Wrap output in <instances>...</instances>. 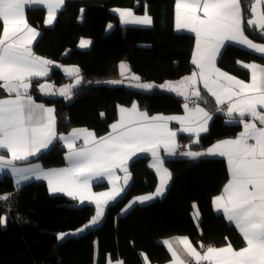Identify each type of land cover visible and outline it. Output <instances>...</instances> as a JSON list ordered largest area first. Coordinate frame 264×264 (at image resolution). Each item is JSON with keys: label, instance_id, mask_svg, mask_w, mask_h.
I'll use <instances>...</instances> for the list:
<instances>
[{"label": "trees", "instance_id": "obj_1", "mask_svg": "<svg viewBox=\"0 0 264 264\" xmlns=\"http://www.w3.org/2000/svg\"><path fill=\"white\" fill-rule=\"evenodd\" d=\"M241 3L249 16L252 0ZM146 5L154 19L152 28L121 26L113 12L116 8H127L143 14ZM174 14L175 0H69L55 26L46 28L44 9L29 12L28 21L40 30L35 53L51 61L81 67L85 81L92 82L91 86L79 88L69 103L36 95L38 100L55 105L60 134L87 129L98 137L104 136L118 119V108L131 107L133 103L151 115L183 111L184 102L159 89L146 96L124 87L100 86L120 78L122 62L151 84L161 85L190 75L194 71L191 60L195 38L175 33ZM249 36L264 41L253 32ZM85 39L92 43L88 50L79 46ZM238 61L264 62L242 48L228 46L219 67L247 80L248 72L238 67ZM50 80L64 83L57 71H53ZM203 95L202 104L215 113L211 128L199 137V143L193 142L194 137L180 135L181 148L189 145L192 151H206L214 143L234 138L242 131L241 125H229L226 112ZM3 96L5 92L0 89V97ZM64 153L58 142L39 159L46 167H59L65 164ZM147 163L148 159H141L133 164L135 180L126 197L109 209L101 226L79 239L73 233L92 219L96 213L94 206H77L65 195L51 194L46 184L31 183L17 188L11 177L0 180V196L8 197L0 199V217L6 218L0 223V264H95L97 255L99 264H106L107 256L125 264H144V255L152 263L162 264L170 256L160 241L178 236L189 237L197 246L245 245L236 228L213 207L214 197L222 193L229 179L227 164L221 159L165 158L172 176L166 196L145 205L137 204L122 215L130 200L152 194L157 188L158 176ZM104 186L98 184L96 189ZM60 234L68 235L58 239Z\"/></svg>", "mask_w": 264, "mask_h": 264}, {"label": "snow or ice", "instance_id": "obj_2", "mask_svg": "<svg viewBox=\"0 0 264 264\" xmlns=\"http://www.w3.org/2000/svg\"><path fill=\"white\" fill-rule=\"evenodd\" d=\"M65 0H0V89L7 93L0 97V171L10 169L21 180H28L31 173L37 179L48 181L52 192H65L81 203L86 200L95 204L96 214L85 228L96 225L104 215V207L115 200L124 188L118 183L117 170L122 171L123 185H127L130 173L128 161L138 153H150L154 159L152 167L159 174V187L151 195L139 196L135 202L144 203L162 195L171 173L164 167L160 155L163 149L168 156L177 155V131L169 127L170 121H177L180 132L196 137L199 143L201 132L207 131L210 114L195 103L189 108L188 101L195 97L204 100L199 85L215 99L217 105H226V115L230 121L242 126V131L233 139L218 142L206 152L184 151L180 155L199 157L219 155L226 157L230 179L222 194L214 197L217 211L233 223L242 235L246 246L236 250L231 244L225 247L199 245L203 254L193 247L188 238L180 243L195 264H264V66L255 63L243 64L250 69V82H245L217 67V57L226 43H236L250 50L264 54V44L254 43L245 35V24L257 27L264 37V0H254L251 7L253 18L243 16L241 0H175V28L187 30L195 35L194 52L191 63L195 70L181 81L160 85L175 92L186 101L185 116H149L139 110L135 103L131 108H120V119L113 123L111 131L99 138L87 129H73L68 135L58 138L67 146L68 166L44 171L39 166L16 167L17 161H27L46 149L55 131V110L38 104L30 94L33 78L47 77L54 62L36 55L32 50L33 41L39 35L36 28L29 25L26 8L44 5L47 8V24L55 20L56 11ZM83 11V10H81ZM123 24L150 25L151 16H136L131 9H116ZM111 25H109V28ZM90 41L81 40L80 47H87ZM238 63H240L238 61ZM126 65L121 63V75ZM75 75V83L81 82L79 69L68 72ZM131 79L139 81L138 76ZM119 84L122 80L109 81ZM72 85L59 90L58 94L70 99ZM136 87L150 90L157 85L137 83ZM51 86L40 84L39 90L45 95L56 94ZM206 102V101H205ZM224 111V108H220ZM194 120L200 121L193 126ZM83 139L84 146L76 148L77 140ZM39 169V170H37ZM109 178L111 191L92 192V181ZM7 200V196H0ZM131 206V205H129ZM0 217V223L5 222ZM80 229L79 231H83ZM65 235L60 234L58 239ZM172 254L174 264H185L169 242H165ZM146 259V257H145ZM122 264V262H120Z\"/></svg>", "mask_w": 264, "mask_h": 264}, {"label": "crops", "instance_id": "obj_3", "mask_svg": "<svg viewBox=\"0 0 264 264\" xmlns=\"http://www.w3.org/2000/svg\"><path fill=\"white\" fill-rule=\"evenodd\" d=\"M68 1H69V0H65L63 6L59 7V9L56 11L55 20L53 21L52 24H47V23H46V19H47V15H48V12H47V8H46V6H44V5H39V4H37V5H32V6H29V7L26 8V17H27V21H28V14H29V12H30L31 10H34V9H44L45 12H46L45 20H44V26H45L46 28H53V27L55 26V24H56V21H57V18H58L59 13L65 8L66 3H67ZM253 4H254V0H252L251 7L253 6ZM241 6H242V3H241ZM261 7L264 8V5H261ZM116 9H127V8H116ZM116 9H113V12L119 17L118 12L115 11ZM131 10L133 11V13H134L136 16H144L145 14L151 16V15L149 14V11H148L149 8H148L147 5L145 6V12H144L143 14H137L133 9H131ZM242 10H243V16H244V18H245V21H247V19H251V18H253L252 13H251V10H250V15H249V16L246 15V13H245V11H244V9H243V6H242ZM151 18H152V23H151L150 25L131 24V23H129V24H123V23L121 22L120 17H119V20H120V25H121V26H124V27L151 28V27L154 26V19H153L152 16H151ZM28 23H29V25H31L32 27L36 28L37 32L39 33V35L36 37V39L33 41V44H32V49L34 50L35 44H36V42H37V40H38V38H39V36H40V30H39L37 27L33 26L29 21H28ZM110 29L113 30V29H114V26L111 25ZM174 31H175V33H177V34H188V35H191V36H193V37L195 38V35H194L193 33L188 32L187 30H177V29L175 28V19H174ZM251 32H253V33H254L255 35H257L258 37H261L262 39H264V37H262V36L260 35V32L258 31V26H257V27H248L247 24H245V35H248V36H249V33H251ZM249 38L252 39L254 43L264 44V41H263V42L255 41L251 36H249ZM85 40H87V39H85ZM87 41H90V40H87ZM91 45H92V43H91V41H90V44H89L87 47H80V48L83 49V50H88V49H90ZM79 46H80V45H79ZM228 46H235V47H238V48H242V49H244L245 51H247V52H249V53H251V54H253V55H256V56H258V57H260V58H262V59L264 60V54L258 53V52L254 51V50H250V49H248V48H246V47H244V46H242V45H239V44H236V43H231V42H229V43H226L225 46H224L223 48H221V50H220V54H219V56L217 57V67H219V61H220V59H221V57H222V55H223L225 49H226ZM193 52H194V51H193ZM69 53H70V51L67 52V54H69ZM239 62H240V63H237L238 67H239L240 69H242V70L248 72L249 78H248L247 80H245V79H241V78H239V77H237V76H235V75H233V74H231V73H229V72H227V71L221 69L220 67H219V68H220L221 70H223V71L229 73L230 75H233V76L237 77V78L240 79V80H243V81H245V82H250V79H251V72H250V69H247V68L243 67V64L255 63V64H258V65H262V66H264V62H263V63H257V62H245V61H239ZM192 66H193V70H195V66H194L193 64H192ZM52 75H53V70H52V68L50 67V71H49V74H48L47 77L33 78V79L31 80V82H32V90H31L30 94H31V96L33 97V99L36 101V103H38V104H43V105H45L46 107H51V108H53V109L55 110V112H54L55 119H56L55 131H56V136H57V138L53 139L52 142L48 145V147H47L46 149H42L41 152L38 153L36 156H34V157H30L29 160H27V161H17V162H16V167L27 168V167H30V166H39V169H43L44 171H48V170H50V169H60V168H65V167L68 166V160H67L68 149H67V146H66V144L64 143V141L60 140L58 137H59L60 135H68V134H70L71 132L68 133V134H60L59 129H58V126H59V118H58V116H57V109H56L55 105L47 104V103H45L44 101L38 100V99L36 98V95H40V94L38 93V90H37V85H39L41 82H43V81H45V80H47V79H50ZM0 83H2V82H0ZM200 89L202 90V95L205 94L208 98L212 99V100L215 102V99H214L213 97H211V95H210L209 93H207V91H206L205 89H203L202 84H200ZM6 96H7V94L5 93V96H3V97H6ZM40 96H41V95H40ZM203 96H204V95H203ZM41 97H43V96H41ZM43 98H44V97H43ZM45 99H46V98H45ZM215 104H216V103H215ZM216 105H217V104H216ZM199 106L202 107V108H204L205 111H207V112L210 114V116H211V119L208 120V122H207V131H206V132H201L200 135H199V137H200V136H202V135L208 133V131L210 130L211 125H212L213 120H214V117H215V113L210 112V110H209L204 104H200ZM217 106H218L219 109H220V108H224V109H225L224 111L226 112V105H224V106L217 105ZM121 107H124V106H120V107L118 108V119H117L114 123L118 122L119 119H120V108H121ZM124 108H131V107H124ZM139 110H140V109H139ZM140 111H143V110H140ZM143 112H147V111H143ZM147 113H148V112H147ZM148 115H149V116L162 115V116H166V117H167V116H185V115H187V113L185 112V109L183 108V111H182L181 113H178V114H173V115H167V114H154V115H151V114L148 113ZM199 123H200V121H198V120H194L193 126H198ZM228 124H229V125H240L239 123H237V122H233V121H230V120H229ZM111 125H112V124H111ZM169 127H170L173 131H177V144L179 145V147H178L179 151H178V152H184V151H189V150H191V148H190L189 145H186L185 147L182 146V148H181V145H180V142H179V136H180V135H187V136H190V137H194L195 139H196V137H195L194 135H192V134H189V133L180 132V131H179V128L181 127V125H180L177 121H170V122H169ZM88 131H90V130H88ZM110 131H111V127H110ZM110 131H109V132H110ZM90 132H93V131H90ZM94 133H95V132H94ZM95 135H96V133H95ZM96 137L99 138L97 135H96ZM234 138H235V137H234ZM227 139H233V138H227ZM227 139H223V140H227ZM223 140H220V141H223ZM220 141H218V142H220ZM58 142H61L62 146H63L64 149H65V153H64L65 164H64L63 166H59V167H50V168H49V167H46V166L44 165V163L39 159V157L42 156L43 154L49 152V151H50V150L56 145V143H58ZM218 142L214 143V144L211 145L210 147L214 146V145L217 144ZM83 146H84V141H83V139H80V140H77V141H76V144H75V147H76V148H80V147H83ZM210 147H208V148H210ZM208 148H207V149H208ZM191 151H192V150H191ZM178 152H177V155L172 156V157H176V156H178ZM194 152H197V151H194ZM4 154H5L4 152H0V155H4ZM138 154H139V153H138ZM182 157H184V158H185V157H187V158H193V157H188V156H184V155H182ZM182 157H181V158H182ZM132 158H133V157H132ZM206 158H210V159H221V160H224V161L226 162V164H227V159H226V157H221V156H219V155H206ZM163 159H164V167L167 168V167L165 166V158H163ZM195 159L199 160L198 157H195ZM128 162H129V161H128ZM153 162H154V159H148L147 166H148V168H149L150 170L154 171V172L157 174V176H158V185H157V187H159V183H160V181H159V175H158L156 169H154V168L152 167ZM39 169H37V170H39ZM167 169H168V168H167ZM227 169H228V164H227ZM168 171H169V169H168ZM169 172H170V171H169ZM28 175L30 176V179H28V180H21V181H20V184L18 185L17 182H16L17 179H18V177H17L16 175H14V174L11 172L10 169H5V170H3V171H0V180L5 179L6 177H11L12 180H13V182H14V184H15V186H16L17 188H19V187H21V186H24V185H27V184H31V183H39V184H46L47 187H48V189H49V185H48V181H47V180H45V179H43V178H41V179H37L36 176H35V175H32L31 173H29ZM116 175L120 177V180L118 181V183H119L120 185L123 186L122 181H123V175H124V173H123L122 171H120V170H117ZM228 175H229V179H230L229 169H228ZM229 179H228V181H229ZM228 181H227V182H228ZM171 182H172V176H171V179L167 182V185H166V187H165V190H164L163 194H162V195H159V196H154L153 199L144 202V204H146V203H150V202H153V201H155V200L160 199L162 196H165L166 193L168 192L169 188H170ZM98 184H104L105 186H104V188L98 190V189H96V185H98ZM111 189H112V183L110 182L109 178H107V177H105V178H101V179H99V180L94 179V180L92 181V192H94V193L107 192V191H111ZM156 189H157V188H156ZM49 191H50V189H49ZM155 191H156V190H155ZM50 193H51V194H54V195H56V194H62V195H65V196H67L70 200L74 201V202L76 203L77 206L90 205V206H94V207H95V204H94L93 202L86 200L84 203H81V202L79 201V199H74L72 196L67 195L65 192H52V191H50ZM152 194H153V193H152ZM221 194H222V193H221ZM149 195H151V194H149ZM219 195H220V194H219ZM142 196H146V195H142ZM138 197H139V196H138ZM136 198H137V197H136ZM137 203H138V204H142V203H140V202H138V201H137ZM213 207H214V210L216 211V213H217V214H221V215L225 218L226 222H227L230 226H233L234 228H236L235 225H234L233 223L229 222V221L226 219V217L222 214V212H219V211L216 210L214 203H213ZM95 208H96V207H95ZM195 218H196V221L198 222V221H199V216H198V214L196 215ZM236 230L238 231L237 228H236ZM238 233H239V231H238ZM239 234H240V233H239ZM240 236L242 237L241 234H240ZM185 237H186V236H178V237H174V238H167V239H164V240L160 241V243L163 244V246L166 248V250L168 251L169 256H170V259H169L168 261L162 263V264H174L172 254H171V252L169 251V248H168V246H167V244H166L165 242H169V243L171 244L172 249L175 250V252L177 253V255H178L181 259H183V260L185 261V264H189L190 262L194 261L190 256L187 255V253H186V251H185V249H184V246L179 242L181 238H185ZM186 238L189 239V237H186ZM242 239H243V238H242ZM189 240H190V239H189ZM190 242H191L192 246H193V247H196L197 250L199 251V248H200V247H199V244H198V246H197L193 241L190 240ZM244 242H245V241H244ZM211 246H212V245H211ZM244 246H246V242H245V245H244ZM244 246H243V247H244ZM215 247H217V246H215ZM223 247H225V246H223ZM232 247H233L234 249H236V250H239V249H240V248H235L234 246H232ZM241 248H242V247H241ZM201 254H203V253H201ZM145 257H146V259H145ZM98 258H99V255H97V259H96L97 261H96L95 264H99ZM120 262H122V264H125L123 261H120V260L113 261V260L111 259V256H107V258H106V264H120ZM144 264H156V263H152L151 261H149V259L147 258V256L144 255Z\"/></svg>", "mask_w": 264, "mask_h": 264}, {"label": "water", "instance_id": "obj_4", "mask_svg": "<svg viewBox=\"0 0 264 264\" xmlns=\"http://www.w3.org/2000/svg\"><path fill=\"white\" fill-rule=\"evenodd\" d=\"M33 52L35 53L34 50H33ZM53 62H54V65H52L50 67L52 68L53 71H57V72H59L63 76L64 83L57 84V82L55 80H50V79H47V80L41 82L40 84L50 85L51 86V89L50 90L53 93H56V94H52V95H45L43 92H41L39 90V85H40L39 84V85H37L38 93L41 96H43L44 98H46L48 100H64L67 103H69L74 98L75 92L79 88H81L83 86H91L92 85V82L91 81H85L84 72H83V69L81 67H79L77 65L62 64L59 61H53ZM122 63L127 66L126 69L124 70V75H121V68H120V65L121 64L119 65V77L120 78L118 80H122L123 83L113 84V83H109V81H107V82L101 83L100 86H103V87L104 86H107V87H111V88H121V87H124L125 89H127L129 91H132L135 94L146 95V96H152L154 94L155 90L159 89L162 93H165V94H168V95H172V96L178 98V100H180L182 102L185 101L182 96L177 95L175 92L169 91L166 88L159 87L160 86L159 84H154V85H157L158 87H154V88H152L150 90L136 87V84L137 83H149V82H146L142 77H140L139 75H137L136 73H134L132 71V69L129 67V65H127L124 62H122ZM74 68H78L79 69V76L82 78L81 79V82L79 84H76L75 83V80H76L75 75H69L68 74V72L70 70L74 69ZM132 76H138L140 78V80L139 81H136L134 79H131ZM187 76H189V75H186V76H184V77H182V78H180L178 80L167 81V82H165V83H163L161 85H165V84H167L169 82H171L173 84H176L177 82L181 81L183 78H185ZM110 81H113V80H110ZM115 81H117V80H115ZM31 85H32V82H31ZM69 85H72L73 86L72 89H71L72 95H71V98L70 99L66 98L65 96H61V95L58 94V92H59L60 89L65 88V87H67ZM199 87H200V85H199ZM31 90H32V87L30 88V92H31ZM201 95H202V92H201ZM193 98H195V97H193ZM178 151H179V149L177 148V152ZM200 152H206V151H200ZM160 155H161L162 158H168V157H170V156H168V154L163 149L160 150ZM198 158L199 159L206 158V155L199 156ZM141 159H153V157L151 156L150 153H139L136 156H134L131 160H129V162L127 164V167H128L129 173H130V179L128 180L127 185H123L124 191L115 200L109 201L107 203V205L104 207V215H103V217L100 219V221L96 225L90 226L88 228H85L84 227L85 225H84L83 227H81L78 230L74 231V233H73V237L74 238L79 239V238L83 237L89 231L95 230L97 227L101 226L105 222V219H106V217L108 215L109 209L112 208L113 206H115L118 202L122 201L126 197V195L128 194V192L131 190V188H132V186L134 184V180H135L134 174L132 173V166H133L134 163H136L138 160H141ZM124 175H123V177H124ZM122 184H123V181H122ZM90 221L86 225H89L90 224ZM82 228L84 230L83 231H79Z\"/></svg>", "mask_w": 264, "mask_h": 264}, {"label": "built area", "instance_id": "obj_5", "mask_svg": "<svg viewBox=\"0 0 264 264\" xmlns=\"http://www.w3.org/2000/svg\"><path fill=\"white\" fill-rule=\"evenodd\" d=\"M185 102L186 101H184V104H185ZM198 103L199 105L200 104H202V102H203V100H197L196 98H192V100H190V101H188V106H189V108H193L194 106H195V103ZM180 152H178V156L179 157H182V155H180L179 154ZM203 245H205V246H209V245H207V244H203ZM199 251L201 252V253H203V249H201V248H199ZM189 264H195V261H192V262H190ZM203 264H207V262H203Z\"/></svg>", "mask_w": 264, "mask_h": 264}, {"label": "rangeland", "instance_id": "obj_6", "mask_svg": "<svg viewBox=\"0 0 264 264\" xmlns=\"http://www.w3.org/2000/svg\"><path fill=\"white\" fill-rule=\"evenodd\" d=\"M152 28V27H151ZM159 175V174H158ZM167 194V193H166ZM166 196V195H165ZM165 196H162L160 199H163ZM133 201H136V198L135 199H132L129 201V203L126 205L125 209L123 210L122 212V215L126 214L128 211H130L135 205H137L138 203L135 202L133 203ZM147 204V203H146ZM131 205V206H129ZM140 205H145L144 203L140 204Z\"/></svg>", "mask_w": 264, "mask_h": 264}]
</instances>
